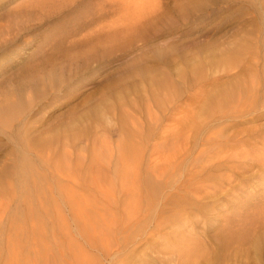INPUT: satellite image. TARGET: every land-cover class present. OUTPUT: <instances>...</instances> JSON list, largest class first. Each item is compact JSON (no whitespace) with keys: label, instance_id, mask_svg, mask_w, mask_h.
I'll return each instance as SVG.
<instances>
[{"label":"rangeland","instance_id":"1","mask_svg":"<svg viewBox=\"0 0 264 264\" xmlns=\"http://www.w3.org/2000/svg\"><path fill=\"white\" fill-rule=\"evenodd\" d=\"M262 59L264 0H0V264H264L261 150L230 178L215 159L216 188L194 196L175 189L188 161L158 201L146 185L173 139H189L194 155L220 131L264 144L261 91L254 109L217 118ZM134 162L152 204L143 214L162 216L168 243L141 235L104 253L78 238L75 260L56 179L69 172L82 196L113 192ZM176 215L184 226L169 221Z\"/></svg>","mask_w":264,"mask_h":264},{"label":"bare ground","instance_id":"2","mask_svg":"<svg viewBox=\"0 0 264 264\" xmlns=\"http://www.w3.org/2000/svg\"><path fill=\"white\" fill-rule=\"evenodd\" d=\"M260 91L262 102H264V59L261 60L256 78L249 76L248 81L238 82L234 88L225 94L224 100H222L218 106L219 109L217 108L218 114H220V117H217L218 120H224L231 114H242L254 109L257 106V94H259ZM261 104L264 105V103ZM172 139L171 137V140ZM180 139L182 138L180 137ZM173 141L174 139L169 143L166 142V150L155 155L158 157L157 159L153 156L154 160H152V162L154 163L151 162L152 164L150 163L149 165V177L147 173H145L148 178L146 185L150 188L151 193H153L151 200L148 197L146 199L144 190L138 182L141 181L138 176L140 170L138 164L135 162L128 167L122 166L123 171L120 176H118L119 184L117 189L113 192H107L92 187L88 190L89 192L82 196L70 187L71 177L69 178V172L65 179L63 177L65 175L56 179V190L60 194L59 197L62 200H66L65 203L68 205L69 212L71 213V225H73L75 233L73 234L71 249L75 260H79L80 253V251H78L80 246L78 238L84 240L83 242L85 245L82 246L86 249L89 247L93 250H99V248L96 247V243H99L98 246L104 253H109L115 249L124 250L141 235L146 237V241L154 240V237H156V239L160 238L162 243H168L165 236L161 234L162 227L165 224L162 216L158 214L154 220L151 216L145 217L143 211L147 212L152 208L151 202L155 199L157 200V198L161 196L162 187L173 190V185L175 184L173 178L180 175L187 161V166L189 167L187 173L183 177V180L180 181V177L177 179L176 183L179 184L175 185V189L177 191L181 189V191L187 194L188 188L191 186L195 190V192L191 191L193 196L199 194L202 187L210 186L211 189L216 188L215 184H212L208 178V176H213L212 173L209 174L213 163H216L214 169H218L220 165H225L229 174H226L225 177L230 178L232 172L236 171L239 160L249 157L253 154H250L251 152L255 154L257 151L261 150L262 153H258L256 157H262V161H264V144H257L253 138L239 139L236 134L225 135L221 131L213 133L211 137L204 140V143H202L203 148L196 155L193 154V148H188L189 139L184 138L183 141L181 140L183 142L182 147L177 143L176 139L175 144ZM262 142H264V140H262ZM156 153L154 152V154ZM215 159L217 160L214 161ZM219 159L223 161L224 164H219ZM120 162H122V160ZM202 175L207 176L203 178ZM221 177L222 176L216 178ZM202 195L203 192L200 194L201 200L203 199ZM200 199H196V201L200 202ZM144 219L145 222L142 223ZM185 219L186 218H184V220ZM169 221L176 224L175 226H184V224H181L182 218L178 215H176L174 219L170 218ZM151 226L152 228H150ZM182 235H184L183 231L176 234L174 233V237L178 243L180 241L183 242L182 238H180ZM192 244L194 245V243ZM190 246L187 244V251H193L194 253L195 251L189 248ZM193 247L196 248L195 245ZM82 251L85 252L83 248Z\"/></svg>","mask_w":264,"mask_h":264}]
</instances>
